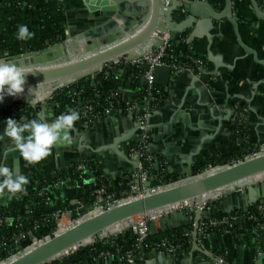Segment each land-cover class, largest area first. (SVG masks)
<instances>
[{"label": "crops", "instance_id": "obj_1", "mask_svg": "<svg viewBox=\"0 0 264 264\" xmlns=\"http://www.w3.org/2000/svg\"><path fill=\"white\" fill-rule=\"evenodd\" d=\"M59 2L65 10L67 31H72L69 39L74 38L87 26L89 15L80 0ZM262 8L264 9V5ZM234 13L240 18L239 30L244 43L256 51L258 59L264 60V19L257 18L249 0H234ZM187 15L188 13L175 9L173 25L182 27L188 21ZM190 24L184 25V31L176 34L175 41H178L182 49L197 51L206 56V66L203 68L206 73L193 78V72L184 70L172 78L169 100L152 116L153 133L149 140L152 152L161 156L168 173L180 177L187 176L190 164L194 168L203 165L205 160L221 161L224 154L240 158L260 143L264 145V65L256 63L252 55L244 56L229 21L215 23L209 28L206 25L200 26L199 19H195L191 27ZM198 27L199 34L190 41V36ZM165 37H168V34H165ZM209 52L221 59L226 66L217 68L208 59ZM133 75H136L135 71L130 69L128 76H121L118 81L119 89L129 98L134 94L132 85L136 79H139V90L145 85L141 80L142 74L135 77ZM231 106L234 107L235 115L229 120L226 114ZM238 107L246 108L244 123L253 145L251 147L243 146L244 141L233 134ZM7 119L0 113V136H3ZM45 119L51 122L54 118L45 115ZM76 126H89L91 129L85 136L86 130L79 132L74 127L70 133L69 145L54 146L51 155L36 164L27 163L20 157L19 152L9 154L5 158L4 152L11 141L7 137L0 140V167L7 166L29 178L26 192L15 195L6 190L0 192V209L21 202L35 178L44 182L59 181V185L53 189L54 198L59 202L71 203L76 198L74 184L69 179L60 180L59 177L84 153H87L88 160H97L96 163L109 180L115 181L119 176H125L129 180V176L136 170L137 162L130 155V150L137 143L139 134L127 113L117 110L115 114L98 118L88 126L80 121L76 122ZM122 135L128 137L117 145V149L131 157V162L119 157L112 148L96 151L101 147H109ZM239 139L242 143H239ZM84 145H89L90 148H84ZM255 189L256 191L242 189L228 196L211 199V213H229L250 202L264 199V185L259 183ZM191 224L193 216L190 212L173 209L154 221L151 228L154 235H159L164 230L184 228ZM201 248L215 257H224L225 264H257L261 258V264H264V234L257 239L251 234L236 236L226 230L211 231L204 238ZM105 264L115 263L107 261ZM135 264L220 263L195 249L193 243L190 253L182 252L173 257L165 254L144 255L139 257Z\"/></svg>", "mask_w": 264, "mask_h": 264}, {"label": "water", "instance_id": "obj_2", "mask_svg": "<svg viewBox=\"0 0 264 264\" xmlns=\"http://www.w3.org/2000/svg\"><path fill=\"white\" fill-rule=\"evenodd\" d=\"M80 1L89 15V20L85 29L76 37L71 39L67 37L64 41L47 46L40 51L26 52L4 59L12 64L25 66L34 73L27 76L26 94L27 87L37 86V95L47 97L43 104L39 101L34 104L40 109V119H45L46 102L59 90L89 79L91 75L100 72L105 65L110 67L111 73L119 76L120 68L124 67L123 60L131 62L147 56L164 44L165 34H168L169 41H175L176 34L184 31L186 27L184 25L191 23V27L195 19L201 20L200 26L206 25L208 28L213 27L215 23L229 21L233 26L237 44L244 51V56L252 55L256 63L264 65V60L258 59L256 51L247 46L241 37L240 18L234 13V0H224V4H220L218 7L210 1L193 0H170L168 3L166 0ZM249 1L257 18L264 19V9L259 5L258 0ZM175 9H180L182 13H188L186 17L188 21L182 27H177L172 23ZM198 34L199 27L190 36V41ZM208 59L217 68L226 66L211 52H209ZM141 68L147 71L149 65L143 63ZM172 73L170 66H157L154 70L155 82L162 88L170 87ZM205 73L206 71L202 69L194 71L191 76L198 78L197 75ZM128 74L129 70L126 69L121 73V76L126 78ZM141 80L143 83L146 82L144 77ZM91 83L95 85L96 82L92 80ZM254 87L256 88V86ZM72 91H76V89L73 88ZM28 95L31 99V94ZM29 103L30 101L23 97H6L0 104V113L5 109L23 104L33 105ZM240 104L243 103L240 102ZM116 111H111L109 115L115 114ZM234 111V107L231 106L226 118L232 120L235 115ZM127 115L139 134L137 143L134 144L136 147L142 141L141 136L144 131L133 121L130 114L127 113ZM74 127L79 132L86 130L85 136L91 129L89 126L77 127L76 122ZM148 133L150 135L153 133L152 118L149 120ZM127 137L128 135H122L109 147H101L96 151L112 148L119 157L131 162V157H127L117 149V145L125 141ZM70 142V139L68 141L61 140L54 146H67ZM72 142L74 143L75 140ZM239 143H242L241 139H239ZM83 147L90 148L89 145ZM147 151L150 154H155L151 150V142L148 144ZM82 160H88L87 153L67 167L64 173ZM207 162L205 160L203 164ZM137 167L136 162L135 168L137 169ZM259 183L264 185V153L240 160L232 165L215 168L198 176L194 175L193 167L190 164L187 176L183 180L142 197L121 200L108 209L96 212L91 217L72 223L68 228L59 230L44 241L32 245L0 264H48L61 259L74 249L87 247L98 239L106 238L118 226H126L137 216L164 215L171 212L176 206L186 203L196 202L198 206L202 207L217 196H228L242 189L256 191V185ZM145 186H150V183ZM257 201L250 202L243 207L251 206ZM203 216L207 217L208 214H203L201 210H198L193 231L194 248L217 263L224 264L218 257L202 249L197 243L199 221ZM262 259L257 264H261Z\"/></svg>", "mask_w": 264, "mask_h": 264}, {"label": "trees", "instance_id": "obj_3", "mask_svg": "<svg viewBox=\"0 0 264 264\" xmlns=\"http://www.w3.org/2000/svg\"><path fill=\"white\" fill-rule=\"evenodd\" d=\"M259 5L263 7L264 0H258ZM215 6L224 4V0H212ZM28 25L29 30L35 32V37L31 40L21 41L16 39L18 27L20 25ZM66 15L63 5L59 0H0V59L23 54L26 52L40 51L46 48L48 45L62 42L66 39ZM198 60L206 61V56L193 50H185L180 47L178 41L172 42V48L169 50V62H176L179 65H190L196 67ZM135 76L143 73L141 67L134 69ZM120 77L111 73L109 76L104 74L99 75L95 85H92L91 80L86 79L83 82L63 88L59 90L52 101V115L55 119L61 114H65L69 109H78L87 104L95 106V108L102 112L110 104L115 105L114 110H121L126 113V107L128 103L136 102L139 105L145 106V85L142 90L138 89L139 79H136L132 85L134 94L131 98L125 96L119 89L118 81ZM75 88L76 91H72ZM158 86L159 93L157 94V100L159 102L158 109L160 110L165 106L169 100V89ZM119 91L121 96L118 99H113L111 94ZM80 102L83 105H80ZM154 101L152 104L154 105ZM243 107L239 108L242 110ZM39 108L31 107L30 105H19L5 109L1 114L6 118H13L19 120L21 117L27 120L40 119ZM245 125H237L233 123V134L238 138L243 139V146H253L249 140V134L246 129H243ZM242 129L243 133L238 135V130ZM154 155V154H152ZM159 157L158 155H154ZM164 163V160L159 157ZM229 155H222L221 162L232 159ZM234 159V158H233ZM86 165L87 171L81 172L77 170L78 164L67 172L63 173L59 179H69L74 184V190L76 191V198L88 201L93 197L94 191L99 188L101 182L108 185L109 190L112 192H119L126 188L128 180L125 176H119L117 180H109L102 172L98 164L93 163L92 160H82ZM218 162L217 159H211L206 164L197 165L193 168V173H198L206 165L210 163ZM165 164V163H164ZM151 174L154 177L153 184L159 182H169L180 178L179 175L169 174L167 166L156 170L151 168ZM84 180H88V185H83ZM52 182H44L38 178L34 179L33 185L30 188L27 195L21 202L0 209V216L10 218L13 220L11 226L8 224L0 227V260L3 255H8L13 247L12 243L14 237L20 233L26 232L33 227L36 223H42L49 216V214L70 207V201L59 202L53 196L54 185ZM44 185H51L50 193L40 196L39 192ZM93 187V189H92ZM54 202V205H47L46 201ZM255 207L251 206L253 209ZM221 213L218 215H223ZM49 226H52L51 222H46ZM193 230V224L173 230H164L159 235H151L152 241H159L161 239H167L173 241L175 244L182 246V252L190 253L193 248V238L190 235H186L187 232ZM212 230L205 231L203 239ZM233 232L236 236H240V233ZM135 242V237L130 231L118 235L110 241L97 240L93 245H89L82 249H79L76 253L52 261L48 264H105L104 261H96L95 257L100 251L114 250L116 246H122L123 248H129Z\"/></svg>", "mask_w": 264, "mask_h": 264}, {"label": "built area", "instance_id": "obj_4", "mask_svg": "<svg viewBox=\"0 0 264 264\" xmlns=\"http://www.w3.org/2000/svg\"><path fill=\"white\" fill-rule=\"evenodd\" d=\"M167 3L170 0H166ZM193 1H210L212 0H193ZM214 4V3H213ZM69 37V33L66 30V38ZM50 46V45H48ZM172 48V42L168 40V37L164 38V44L158 49L153 50L147 56H143L138 58L137 60H133L131 62H127L123 60L122 63L124 65L123 68H120V75L124 71V69H136L141 67L143 63H147L149 65V70L143 71L142 75L146 79L145 82V106L139 105L136 102L128 103L125 112L130 114L133 118V121L138 124L144 131L141 136L142 141L138 146L131 148L130 155L134 157L137 161L138 167L134 173L129 176L128 183L126 184V188L120 190L119 192H112L109 190V187L104 182H101L99 188H97L93 197L88 201H85L80 198H75L71 203L70 207L65 209L57 210L51 214L44 220L42 223H36L33 225L31 229L26 232L20 233L14 237V241L12 243V251L8 255H3L2 259L7 256L8 258L4 261H7L11 257L15 256L19 252H23L32 245L44 241L46 238L54 235L59 230L63 228H68L72 223L79 222L85 218L93 216L96 212L101 211L103 209H108L112 205L120 202L121 200L131 198V197H142L151 192L161 190L169 185H172L178 181H181L185 178V176L178 178L174 181L169 182H159L157 184H153L152 180L154 177L151 174V168H155L159 170L163 168L166 164L160 160L159 157L150 154L148 149V143L150 140V134L148 133L149 128V120L152 118L154 113L159 110V102L157 100V94L160 92L158 89V84L155 82L154 78V70L157 66H170L172 69V78L176 77L184 70H188L191 72L199 71L206 66V61L198 60L196 67L190 66L187 64L179 65L176 62H169V50ZM6 58V57H5ZM1 58V59H5ZM104 74L109 76L111 74L110 67L105 65L102 70L96 74H93L89 77L88 80H94L96 82L99 75ZM57 93V92H56ZM55 93V94H56ZM52 95L51 98L45 104V115L49 118L53 119L51 103L53 101ZM121 96L119 91H116L111 94L113 99H118ZM155 102L154 105L152 102ZM81 106L83 105L80 104ZM34 108H39L37 105H30ZM16 107V106H15ZM114 104H110L106 107L102 112H99L95 106L91 104H87L78 109L80 113V122L86 126L93 123L98 118L105 117L109 115L111 111L115 109ZM40 110V109H39ZM121 111V110H120ZM122 112V111H121ZM2 113V112H1ZM246 108H242L239 110L237 108V115L234 118V123L237 125H245L244 120L246 116ZM243 129H246L245 127ZM238 135L243 133L242 129L238 130ZM243 140V139H242ZM248 142V141H244ZM249 143V142H248ZM264 153V145L255 146L252 149H249L244 155L240 158H232L227 161H218L215 163H210L206 165L203 169H201L198 173H194V175L198 176L208 171H211L218 167H223L227 165H232L237 163L240 160L256 156L258 154ZM77 170L81 172L87 171L86 165L83 162H80L77 166ZM150 183V186L146 187L145 185ZM89 181L84 180L83 185H88ZM55 186L59 185V181L55 182ZM51 185H44L39 195H45L50 193ZM210 202H206L202 207L198 206L195 202L193 204H183L181 206H176L174 209L185 210L192 214L193 216V230L187 232L186 235H190L193 238L194 224L196 219V214L198 210H201L202 213H207V217H202L199 221L198 227V237L197 243L202 246L203 243V235L205 231H234L240 233V235L251 234L255 238L259 239L264 234V201H259L251 206L255 207L252 209L251 206L246 208L240 207L236 210H233L229 213H225L223 215L212 214L211 213V205ZM47 205H54L52 201H46ZM168 214V213H167ZM166 215V214H164ZM164 215H154L152 217L141 215L133 218L129 221L127 227L118 233H111L106 238H101L99 240L110 241L111 239L117 237L120 234H123L127 231H130L132 235L135 237V242L129 248H123L122 246H116L114 250H103L100 251L95 257L96 261H104V262H114L115 264H135L137 259L144 255H152V254H165L168 256H177L182 253V246L180 244H175L173 241H169L167 239H161L159 241H152L150 236L154 235L151 228V223L156 221L157 219L162 218ZM11 220V223L9 221ZM51 222L52 226L46 224V222ZM13 220L10 218H5L0 216V227L5 225L11 226ZM96 243V242H94ZM93 243V244H94ZM194 243V241H193ZM91 244V245H93ZM82 249V248H80ZM79 249H74L68 252L64 257L70 256L76 253ZM184 253V252H183ZM62 257V258H64ZM61 258V259H62ZM222 263H226V259L222 256L218 257ZM2 261V262H4Z\"/></svg>", "mask_w": 264, "mask_h": 264}, {"label": "clouds", "instance_id": "obj_5", "mask_svg": "<svg viewBox=\"0 0 264 264\" xmlns=\"http://www.w3.org/2000/svg\"><path fill=\"white\" fill-rule=\"evenodd\" d=\"M35 37V32L30 31L28 25H20L16 34V39L21 41L31 40ZM32 73L22 65L12 64L7 60L0 59V104L6 97L25 98L29 104L39 101L41 104L47 99L45 96L37 95L36 87H27V76ZM26 94V95H25ZM31 94V99L29 95ZM80 113L75 109H69L65 114H61L48 122L46 119H31L25 121L23 117L19 120L8 118L5 121L3 136L7 137L11 144L5 150L4 156L19 152L29 164H36L51 155V150L61 140L68 141L75 122L80 120ZM29 178L24 174H19L7 166L0 167V192L5 190L12 195L26 192ZM11 199V195L9 197ZM11 223V220L9 221Z\"/></svg>", "mask_w": 264, "mask_h": 264}, {"label": "bare ground", "instance_id": "obj_6", "mask_svg": "<svg viewBox=\"0 0 264 264\" xmlns=\"http://www.w3.org/2000/svg\"><path fill=\"white\" fill-rule=\"evenodd\" d=\"M72 33V31L69 33V34H71ZM129 223H127V225H128ZM127 225L126 226H124V227H122V226H118L115 230H113L112 232L113 233H118V232H120V231H122L123 229H125V227H127Z\"/></svg>", "mask_w": 264, "mask_h": 264}, {"label": "rangeland", "instance_id": "obj_7", "mask_svg": "<svg viewBox=\"0 0 264 264\" xmlns=\"http://www.w3.org/2000/svg\"><path fill=\"white\" fill-rule=\"evenodd\" d=\"M93 161V163H96L97 162V160H92ZM97 164V163H96ZM209 204L211 205L212 204V200H209ZM178 210V209H177ZM152 224V223H151ZM8 257L7 256H5V258L4 259H1L0 260V262H2V261H4V260H6ZM63 259V258H62Z\"/></svg>", "mask_w": 264, "mask_h": 264}]
</instances>
